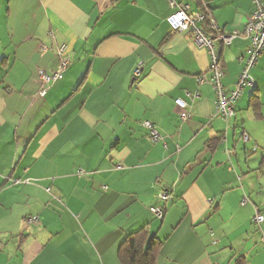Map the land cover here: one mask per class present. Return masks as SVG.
<instances>
[{
	"label": "crops",
	"instance_id": "0c3cea01",
	"mask_svg": "<svg viewBox=\"0 0 264 264\" xmlns=\"http://www.w3.org/2000/svg\"><path fill=\"white\" fill-rule=\"evenodd\" d=\"M169 1L207 7L223 34L241 33L252 13L251 0H0V264H119V244L143 227L161 243L155 264H264V223L252 224L255 209L264 217L253 178L264 156L238 161L243 132L264 151V52L255 89L223 121L211 85L196 82L208 54L170 29ZM62 44L70 64L41 98L37 72L55 70ZM247 47L239 36L219 49L226 90ZM177 99L190 120H179ZM160 191L170 200L157 220ZM63 254L71 261L49 259Z\"/></svg>",
	"mask_w": 264,
	"mask_h": 264
},
{
	"label": "built area",
	"instance_id": "2783aa9c",
	"mask_svg": "<svg viewBox=\"0 0 264 264\" xmlns=\"http://www.w3.org/2000/svg\"><path fill=\"white\" fill-rule=\"evenodd\" d=\"M252 13L247 18L244 29L241 33L235 32L231 34L220 33L212 19L211 13L207 7L202 11L192 12L189 6L183 3H173L169 1V7L173 11L166 22L173 32L189 33L192 36V43L195 47L204 49L209 57L210 68L208 76L201 75L196 77L198 84L208 83L211 85L215 93V112L216 116L223 121L228 122L235 115V104L240 98L243 89H255L256 84L251 76V71L255 67L258 59L264 52V2L262 0H251ZM207 23L210 31L214 32V39L210 38L203 25ZM242 36L248 41V47L241 59L242 71L233 90H226L222 85L224 76L223 67L220 62L219 49L229 46L233 40ZM40 54L47 52V48L40 46ZM56 67L51 73L43 70L37 72L36 81L40 87L38 96L43 98L46 92L56 83L63 79V75L67 70L70 60L68 58V48L66 45H60L56 49ZM140 75V68L137 67L133 71V77ZM176 108L179 110L178 117L181 122L190 120L191 115L188 112L187 104L177 99L175 101ZM142 126L148 131V138L152 143H158L161 138L155 128L149 122H143ZM244 143H248L249 137L246 133L241 134ZM256 147H252L251 152H256ZM229 155L231 152H227ZM85 173L82 170L77 171L78 177H83ZM160 203L159 206L151 207L150 213L157 220L164 218L168 201L170 200L167 191H160L157 195ZM249 203L246 197L242 198L240 204L245 206ZM38 222L37 217H29L25 219V224L34 225ZM264 223V217L259 210H254L252 224L259 230ZM264 245V235L261 236ZM214 244V243H213Z\"/></svg>",
	"mask_w": 264,
	"mask_h": 264
},
{
	"label": "trees",
	"instance_id": "16d2710c",
	"mask_svg": "<svg viewBox=\"0 0 264 264\" xmlns=\"http://www.w3.org/2000/svg\"><path fill=\"white\" fill-rule=\"evenodd\" d=\"M207 35L214 39L213 31H210L207 23L203 25ZM256 93L250 99L249 107L257 119L261 118V106ZM221 139H217L220 142ZM262 164V163H261ZM161 243L154 237H149L146 227L141 228L126 236L117 249V259L119 264H155L157 251Z\"/></svg>",
	"mask_w": 264,
	"mask_h": 264
},
{
	"label": "rangeland",
	"instance_id": "374dc122",
	"mask_svg": "<svg viewBox=\"0 0 264 264\" xmlns=\"http://www.w3.org/2000/svg\"><path fill=\"white\" fill-rule=\"evenodd\" d=\"M252 142H249L248 144L243 143V141H240L239 142L240 148L238 149V161H239L240 165H242V166L245 163V161L243 159V155L246 158V160H249L250 159V164L251 165L255 164L254 161H256V159H258V158L260 159V161H262L261 159L264 156V151L262 149V146L259 147V146L255 145V146H257L256 147L257 151L254 152V153H252L250 151L252 149V147H251L252 146ZM243 148H245V150H243ZM255 173H256V175L253 176V178H254V180L256 179L255 180V182L257 181L256 184H260V186H261V190H257L256 189V192H258L259 195H260V197H261V199L264 200V165L263 164H261V165L258 164L257 167H256ZM253 184H254V182H253ZM58 212H60V211H58ZM58 216L61 217V220L60 221L63 222L64 227H66V228L72 227V223H71L72 222V218L70 217L69 214H67V212H64L63 213V211H61L60 213L57 214V217ZM61 222L57 223L54 220L53 223H50V224L52 225V228H55V227L58 228L59 227V224L62 225ZM63 253H67V252L66 251H63ZM47 257H48V255H47ZM49 259L51 261H71V259L70 258H67V256L65 254H63V256H61V255H55L53 257H50Z\"/></svg>",
	"mask_w": 264,
	"mask_h": 264
}]
</instances>
